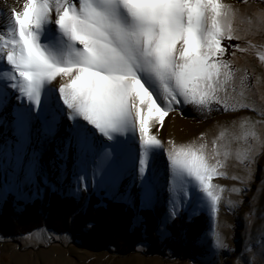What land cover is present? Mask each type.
I'll return each mask as SVG.
<instances>
[{
    "label": "snow or ice",
    "instance_id": "6c2138e0",
    "mask_svg": "<svg viewBox=\"0 0 264 264\" xmlns=\"http://www.w3.org/2000/svg\"><path fill=\"white\" fill-rule=\"evenodd\" d=\"M259 4L0 0V126L5 133L0 170L7 173L12 193L35 199L44 191L38 178L58 190L40 162L41 152L54 143L51 165L64 195L80 199L82 191H104L130 207L136 200L139 209L163 205L161 225L192 205L195 214L209 211L215 218L225 188L213 180L227 178L224 169L233 156L247 175L232 178L251 179V164L264 154V120L225 121L211 146L204 134L187 142L169 140L163 163L159 132L170 113L187 107L204 118L213 112L257 111L247 69L238 75L234 65L238 54L257 49L253 37H264V0ZM256 54L264 66V51ZM13 96L19 103L9 113ZM258 114L264 117V108ZM65 118L70 123L63 124ZM61 124L65 131L57 137ZM9 127L12 138L6 134ZM132 223L145 226L146 221L137 214ZM214 235V249L235 253ZM215 255L207 252L201 264H210ZM233 264H264V237L256 245L246 240Z\"/></svg>",
    "mask_w": 264,
    "mask_h": 264
},
{
    "label": "rangeland",
    "instance_id": "374dc122",
    "mask_svg": "<svg viewBox=\"0 0 264 264\" xmlns=\"http://www.w3.org/2000/svg\"><path fill=\"white\" fill-rule=\"evenodd\" d=\"M225 2L237 4V0H225ZM249 2L254 7L260 6L259 0H249ZM237 6L243 7L242 5ZM233 43L243 45L244 41H233ZM253 43L258 46L257 49L249 53L238 54V59L234 66L240 69L238 75H243L244 69H247V83L254 94L253 99L257 111L245 109L227 113L213 112L210 118L202 117L194 112L191 107L185 108L182 113L179 110L170 113L169 117L165 119L164 127L159 132V138H161L164 144V149L160 150L161 155L159 158L162 163L167 161L166 149L169 140L178 143L187 142L204 134L209 146H211V141L219 133V124L225 121L230 122L239 117H250L257 121L264 120V117L258 114V110L264 108V66L261 65L256 54L257 51H264V47H261V45H264V37L256 35L253 37ZM60 103H63L62 100ZM8 120L10 123L11 117L9 118L8 116ZM67 122L69 121L65 118L63 124ZM63 124L62 128L59 129L61 135L65 131ZM10 130L11 128L9 127L6 133L7 136ZM4 135V129L0 126V137H4ZM53 154L54 143L49 144L42 151L40 162L48 173L49 184H56L58 190L53 191L51 187L44 186L38 178V183H40L44 191L35 199H28L27 201L17 199L10 187L7 186V173L0 170V212L9 200L14 201V205L17 204L16 208L19 211L39 200L42 202L40 204L41 210L45 211V208L54 199L52 195L67 196L62 194L60 190L61 185L57 183L56 175L52 171L51 159L55 157ZM251 170L252 176L250 180L244 179V182H241V179H233V176L245 178L247 175L244 165L240 164L233 156L224 169L227 178H214L213 183L225 188L219 212L215 218L210 217L209 211H201L199 214H195L197 209L195 205H192L188 209H181L179 215L173 217L166 225H161L159 220L165 210L163 205L157 206L154 210L139 209V201L136 200L135 207H130L123 201L109 198L105 195L104 191H100L99 193L82 191L80 199L74 198L78 203L77 214L87 211L92 196L96 197V199L98 198L100 205L103 204L105 199L122 204L124 210L129 212L132 222L136 215L139 214L145 218L147 224L146 217H148V214L146 211H149V214L157 223L156 233L162 246L161 249L166 250V254L164 252L151 253L149 251L146 224L145 226L137 225L133 227V223L131 222V231L140 230L145 241L136 247L135 252L127 255L118 253L112 247L101 250L94 247V244L81 241L76 242L68 233H56L47 227H42L32 231V233L18 237L3 238L0 235V264H201L205 255L199 259L180 260L175 257L173 252L167 248L168 245H166L171 241L169 227L175 218L185 215L190 222L201 214L207 216L208 228L198 239L200 243L197 241V246L205 250L206 253L215 250L216 255L209 257L210 264H233L235 253L240 252L246 240L248 244L256 245L257 241L261 237H264V154L258 155L257 160L251 164ZM123 183H126V181ZM233 188H239L241 191L239 193L234 192L232 191ZM25 191L31 196L30 189H25ZM120 192H123V187H121ZM133 194H135V189L133 190ZM229 200L232 201L231 205L228 204ZM79 230L81 235L84 233L87 236V234H91L90 230H92V226L83 225ZM214 233L220 235L223 244L228 249H235V253L232 255L221 254L222 250L214 249Z\"/></svg>",
    "mask_w": 264,
    "mask_h": 264
},
{
    "label": "trees",
    "instance_id": "16d2710c",
    "mask_svg": "<svg viewBox=\"0 0 264 264\" xmlns=\"http://www.w3.org/2000/svg\"><path fill=\"white\" fill-rule=\"evenodd\" d=\"M52 196L54 199L45 211L41 210L42 202L39 200L27 205L22 211L16 208L14 201H7L0 212V235L3 238L18 237L47 227L56 233L70 234L76 242L94 244L101 250L112 247L122 255L135 252L136 247L145 241L140 230L131 231L132 220L122 204L105 199L100 205L98 198L92 196L87 211L77 214L78 203L73 197ZM146 213L149 251L166 254V250L161 249L156 233L157 223L149 211ZM83 225L92 226L91 234H80L79 229ZM207 228L208 218L205 214L190 222L185 215L177 217L169 227L171 241L166 242L167 248L180 260L202 258L206 251L197 246V241Z\"/></svg>",
    "mask_w": 264,
    "mask_h": 264
},
{
    "label": "bare ground",
    "instance_id": "6f19581e",
    "mask_svg": "<svg viewBox=\"0 0 264 264\" xmlns=\"http://www.w3.org/2000/svg\"><path fill=\"white\" fill-rule=\"evenodd\" d=\"M7 2L9 3V4H11L12 2H13V0H7ZM17 6H19V5H17ZM57 80H59V78H57ZM57 82L56 81H53V84L55 85ZM9 91H11V90H9ZM57 94H58V92H57ZM42 101H43V97H42ZM19 102L14 98V96L10 99V102H9V104H8V112L10 113L11 112V107H12V105H15V104H18ZM25 103H26V101H25ZM41 107H43V103H42V105H41ZM11 116L9 115V118H10ZM11 121V120H10ZM67 123H69V122H67ZM89 127H91V126H89ZM60 128H62V124L60 125V126H58V128H57V131L56 132H58L57 133V137H59V136H61V134H60V132H59V129ZM64 128V127H63ZM8 137L9 138H12V130H10L9 131V134H8ZM2 140V141H1ZM3 140H4V137H0V143H2L3 142ZM176 143H178V142H176ZM42 153V152H41ZM55 153H56V148H55V144H54V154H53V156H55ZM41 155V154H40ZM52 160V159H51ZM137 163H138V161H137ZM68 167H71V165H70V163H69V165H68ZM53 171V170H52ZM58 173H56L55 175H57ZM23 264V263H22Z\"/></svg>",
    "mask_w": 264,
    "mask_h": 264
}]
</instances>
